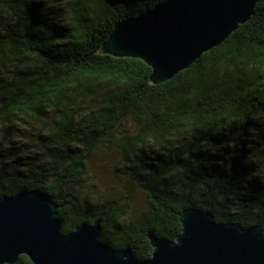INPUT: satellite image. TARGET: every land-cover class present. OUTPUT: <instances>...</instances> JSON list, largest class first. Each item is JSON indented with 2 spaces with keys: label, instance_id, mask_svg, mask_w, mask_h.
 <instances>
[{
  "label": "trees",
  "instance_id": "16d2710c",
  "mask_svg": "<svg viewBox=\"0 0 264 264\" xmlns=\"http://www.w3.org/2000/svg\"><path fill=\"white\" fill-rule=\"evenodd\" d=\"M53 1L0 0V123L39 125L43 157L1 162L0 197L40 191L61 234L98 222L102 244L138 261L150 257L149 236L176 239L190 207L217 223L258 226L264 238V180L252 179L264 131L249 139L264 119V0L224 42L159 84L142 60L101 47L117 23L165 0ZM126 120L134 133L119 129ZM101 146L119 150L120 170L145 198L133 218L127 203L80 189ZM145 149L155 151L150 162Z\"/></svg>",
  "mask_w": 264,
  "mask_h": 264
},
{
  "label": "water",
  "instance_id": "95a60500",
  "mask_svg": "<svg viewBox=\"0 0 264 264\" xmlns=\"http://www.w3.org/2000/svg\"><path fill=\"white\" fill-rule=\"evenodd\" d=\"M257 1L165 0L117 23L101 52L140 59L151 69V82L163 83L224 42L248 21ZM55 209L40 191L0 197V264H15L19 256L32 264H264L258 226L217 223L198 208L180 214L174 241L149 236L151 254L141 261L129 249L102 244L98 222L61 234Z\"/></svg>",
  "mask_w": 264,
  "mask_h": 264
},
{
  "label": "rangeland",
  "instance_id": "374dc122",
  "mask_svg": "<svg viewBox=\"0 0 264 264\" xmlns=\"http://www.w3.org/2000/svg\"><path fill=\"white\" fill-rule=\"evenodd\" d=\"M65 1L54 0L53 2L61 5ZM258 121L256 128L251 130L249 134L250 140H254L258 133L264 131V119H258ZM119 129L122 132L134 133L137 128L131 121L126 120L121 122ZM41 130L36 123L28 126L21 122L12 124L0 123V163L6 161L7 164L5 165L10 166L16 162H35L38 158H43L40 151L41 147L37 141V135ZM154 152L152 149H145L147 162H150L149 159L154 156ZM120 158L119 150L104 146L99 147L88 163V176L82 182L80 189L83 193L114 200L118 204L127 203V216L133 218L146 208V201L136 187L129 170H124L125 172L120 170ZM5 165L0 164V169L6 167ZM256 173V176L252 179L259 178L264 180V161L257 162Z\"/></svg>",
  "mask_w": 264,
  "mask_h": 264
},
{
  "label": "snow or ice",
  "instance_id": "6c2138e0",
  "mask_svg": "<svg viewBox=\"0 0 264 264\" xmlns=\"http://www.w3.org/2000/svg\"><path fill=\"white\" fill-rule=\"evenodd\" d=\"M114 39H116L115 37H114ZM155 67V66H154Z\"/></svg>",
  "mask_w": 264,
  "mask_h": 264
}]
</instances>
